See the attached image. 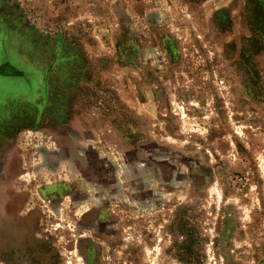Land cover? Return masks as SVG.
I'll return each instance as SVG.
<instances>
[{"label":"rangeland","instance_id":"1","mask_svg":"<svg viewBox=\"0 0 264 264\" xmlns=\"http://www.w3.org/2000/svg\"><path fill=\"white\" fill-rule=\"evenodd\" d=\"M0 264H264V0H0Z\"/></svg>","mask_w":264,"mask_h":264},{"label":"crops","instance_id":"2","mask_svg":"<svg viewBox=\"0 0 264 264\" xmlns=\"http://www.w3.org/2000/svg\"><path fill=\"white\" fill-rule=\"evenodd\" d=\"M96 129V128H95ZM96 132V134L98 135V137H99V135H100V132L98 131V130H96L95 131ZM117 194L116 192H113L112 194H110V195H112L113 197H117V195L116 196H114L115 194ZM84 202H85V200L84 201H79L77 204H73V206L71 207L72 208V212H77V210L79 209V208H81V206L83 205L84 206ZM61 203L62 204H65V205H68L69 203H67V201H66V197L65 198H63L62 200H61ZM67 206H65V207H63L62 206V208H61V211H63V210H65V209H67L66 208ZM87 209L85 208L84 209V212L86 211ZM83 212V211H82Z\"/></svg>","mask_w":264,"mask_h":264}]
</instances>
